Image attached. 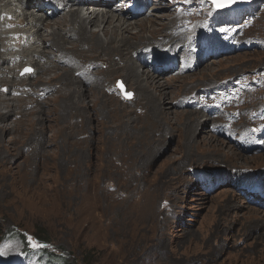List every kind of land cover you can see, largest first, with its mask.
I'll use <instances>...</instances> for the list:
<instances>
[{
  "label": "rangeland",
  "instance_id": "1",
  "mask_svg": "<svg viewBox=\"0 0 264 264\" xmlns=\"http://www.w3.org/2000/svg\"><path fill=\"white\" fill-rule=\"evenodd\" d=\"M205 4L207 0H202V9H206ZM80 6L76 9L81 12L84 6ZM184 7L190 15V7ZM12 10L3 14L8 17ZM192 10V16L200 19V10ZM180 11L184 13L185 9L180 6L176 19H186L178 15ZM65 14L66 21L71 19V13ZM243 16L238 40L241 43L244 39V44L229 52L222 41L226 54L221 58L213 57L203 68L179 76L164 74L159 80L168 88L164 96L157 91L159 85L155 89L145 78L138 84L131 78L129 87L122 75L113 73L108 78L111 96L102 91L97 98L94 93L86 97L82 88L77 94L70 90L58 95L45 93L40 98L36 96L38 88L54 87V82L69 71L57 67V55L47 64L56 66L55 72L38 78L39 74L32 76V68L31 73H24L25 68L18 70L16 80L25 78L27 85L23 90L21 86L11 89L13 85L0 84V99L10 98L14 110L4 122L8 125L0 124L7 129L0 133L2 230L20 228L32 243L39 244L37 235L49 243L50 250L55 247L74 264H264V0H257ZM159 18V22L153 18L146 24L141 23L146 21L143 19L138 20L139 25L133 24L135 28L126 34L133 36L132 48L138 44L141 47L145 42L141 39L155 40L166 32L169 23ZM213 19H205L201 28L204 30V22ZM55 22L51 21L42 34L58 31ZM22 26L23 22L4 19L0 13V31ZM96 28L89 26L88 36L98 32L96 38L104 42L116 37L111 43L124 47L118 44L115 29L108 34ZM9 34L0 40L1 57L8 60L7 68H14L18 57L12 51L19 42L8 38ZM28 34L22 36L23 43H30ZM63 45V50L76 58L82 55L96 61L102 53L116 64L125 62L119 53L101 52L90 43H81L80 37ZM40 49L42 44L37 45L36 50ZM19 55L21 59L23 54ZM3 70L1 78L12 82L16 74ZM139 72L148 74L143 67ZM187 77L189 80H185ZM232 77L240 81L247 98L231 87L215 88L217 97L210 98L206 92L197 94L210 82L218 84ZM119 82L133 94L132 99L121 95ZM138 86H146L159 93L157 98H163L161 117L146 105L147 99L137 98L138 93L135 96ZM88 87L95 91L93 84ZM5 88L19 96L5 95ZM194 95L199 96L198 103L186 106L184 103ZM104 96L111 101L106 102ZM63 99L72 106L64 105ZM180 101L182 107L178 106ZM256 104V122L248 127L254 144L248 134L245 142L237 145L232 131L239 139L243 136L254 112L251 106ZM0 107L1 115L9 111L6 104ZM198 108L204 109L201 114ZM191 113L199 116L193 127L195 137L187 136ZM212 138L214 143L209 141ZM213 169H223L231 186H221L219 179L205 176ZM22 248L19 239H0V264H38L25 259Z\"/></svg>",
  "mask_w": 264,
  "mask_h": 264
},
{
  "label": "bare ground",
  "instance_id": "2",
  "mask_svg": "<svg viewBox=\"0 0 264 264\" xmlns=\"http://www.w3.org/2000/svg\"><path fill=\"white\" fill-rule=\"evenodd\" d=\"M34 1L35 0H0V13H5L6 10L13 9L9 13V18H12L14 22H23L22 27H11V28L4 27L0 31V40L2 37L6 36L7 33H10L8 35V38L11 36L12 38H15L14 40L17 39V42H19L17 45V49L12 51V54L17 55L16 57H18L17 62L15 64L16 66L14 68L6 67L8 60L2 58L4 57L2 56L4 54L0 48V74L1 75L4 74L3 69L5 68L7 70H10L14 74H16L12 82L11 81L8 82L4 80V77L1 78V75H0V84L2 85V87H7V86L11 87V85H13L11 89L15 87L18 89L21 86L20 88L23 90L24 87H27V85L24 83L25 78H19L16 80L17 72L21 71L23 68H26V67L32 68L33 69L32 76L39 74L38 78L41 75H46L50 72H55V69H57L56 66L50 67V66H47V64L50 62H53L52 57L57 55L54 63L57 64V67L59 68L63 67L64 69H67L69 71H67L64 74V76L61 77L60 80H57L56 82H54V85H55L54 87L51 88V86H46V88H38L37 89L38 93L36 94V96H40V98H43L45 93H47L48 95H51L53 92H55L56 95H58L62 91L63 93H66V91H70V90H74L71 93L77 94L76 92L78 90L80 92L83 91L82 88L85 89L84 92H85L86 97L88 96V93L89 95L91 93H94L92 95L94 97L96 96L95 98H97L100 92L103 93L102 91H106V94H108V96H111L113 94V90L109 87L110 82L108 78L110 79L109 76L113 73L116 75L118 74L122 75L125 81L124 83L127 86L131 84L129 80H131V78L133 77L135 79L134 82L136 84L140 82V79L145 78V81L149 82V84L151 83L152 84L151 86H153V88L156 89L157 86L159 85L160 89L157 91H160L162 96H164L163 94H168L169 92H166L168 89L167 86L165 84H162L161 81H159L161 77H163V75L166 73H170L169 76H179V75H182L185 71H188V70L193 71L195 69H199L200 67L203 68L204 66H206L209 60L211 59L212 50L210 48L211 52L207 54L206 47L199 44L201 43L200 38L205 37L207 40H210L211 37L215 36L216 33L218 32V30L216 29L214 30V32L210 30L207 31L205 29L203 30L201 26L200 27L197 26L194 29L189 30V31L186 30L185 27L188 25V23L187 22L180 23L179 18L176 19V17H178V16L175 17V12L177 8L174 7L167 0L166 1L168 2V4L165 3L163 0H136L137 2L143 3L144 7L142 10L143 14H139V16L135 18L131 17V15H133L131 12H129L128 10L124 11V8H123L124 5H128L134 0H116V3L114 5L109 4V3L100 2L103 4L105 9L101 5L100 6L91 5L88 7L87 12L84 14H82L79 11V8L76 9V6H79V5L83 6L81 2H78V0H52L56 4V7L59 9L57 12H52L50 8H47L45 6L46 0H36L35 3L38 5L37 7H41V9L38 11L36 4H33ZM119 5H121V10L116 9V6H119ZM70 7L72 8L71 10L69 9ZM207 7L211 9L207 4H205L206 9H202V6L198 5V9L201 12L200 18L205 20L208 17L211 18L213 16L215 18L214 19L215 22L219 26L221 27L224 26L226 18L229 16V14L227 12H220V13L218 12L217 14H215L213 11L207 10ZM47 10L51 11L52 13L48 15ZM101 10H104L105 14H101L102 12ZM66 12L71 13V19L67 17L69 19L68 21H66L64 18V16H66L65 14ZM87 13H89V16L86 17ZM168 14L170 15L166 17ZM100 16L102 17L99 18V22H97L96 19ZM153 18L157 20L159 18L161 19L160 22L169 23V27L166 30V32L157 36L155 40L147 41L146 39H141V42L145 41L144 43L141 44V47L138 44V46H134L132 48L133 40L132 42H130V38H132L133 36H130V35L127 36L126 34L130 33L132 29L135 28L133 26L134 23H138L139 25L138 20L140 19L146 20V21L141 22V23L146 24L147 22H149V20L151 21ZM4 19H8V17L4 16ZM59 19L60 21H57ZM51 21H56L54 25L58 27V31L54 30L52 31L50 35L42 34V31L45 28H49V26L52 24L50 23ZM158 22H156V24L160 25V23ZM145 24L141 26L146 30ZM89 26L93 28L100 27L103 29V31L107 30L108 34L110 33L111 28L115 29V31L113 32L117 31L118 33H115L114 36L119 37L118 39H120V42L118 44H121L124 47H115L116 44L111 43L113 42V40L116 39V37L115 38L112 37L111 39H108L106 42H104L103 40H98L96 38L95 35L98 32L92 31L94 32L92 36H88L89 33L87 32V29ZM230 28L232 27L227 26V30H229ZM28 33L30 37L32 38V41H34V43H31V44L23 43L22 36H25ZM75 37L76 39L80 37L81 43L83 42L90 43L93 45V47L98 48V50H100L101 52L105 50L115 51L119 53L120 60L125 61V62H122L120 64H118L119 63L118 62L117 63L118 67H116L117 65L116 62L114 63L112 58L106 57L102 53H100L101 55L97 57L96 61H88L82 55L79 58H76L75 54H72L70 52L63 50L64 48L63 44L69 41H74ZM38 43L40 45L42 44L43 46V50L42 51L41 49L39 50L41 52L36 50L37 45H39ZM48 43H51V45L48 46ZM243 43H244V39L241 40V43H239V41L237 40H234V42L231 43L230 47L232 51H235V49L238 48L240 44H243ZM7 47L8 46H6V48ZM56 47L60 49H56ZM131 48H132V52L130 53V60H128V56H129L128 50ZM51 50L54 52H50ZM19 54H23V56H21V59H19V56H20ZM135 55H137V58H135ZM141 55H144L143 59L140 57ZM39 56H42V58L40 59ZM221 56H218V57H221ZM44 59H47V61H45L43 65L42 63ZM156 60L160 61L161 64L159 65L153 64V62ZM181 63H184V66L182 68L180 67ZM170 64H172L173 66L166 68V65H170ZM100 66L101 67L104 66L105 68L103 67L104 69L101 70ZM142 67L148 72V74L139 72V68H142ZM38 70H40V72H37ZM8 73L9 72H7V74ZM100 75L101 77L102 75L104 76L103 80H101ZM149 76H152V77H149ZM236 77H239V76H236ZM185 80H189L188 77L185 78ZM15 82H18L17 83L18 85H16ZM89 84L94 85L95 91L91 90L90 87H88ZM80 85H82L83 87H81ZM207 85L208 86L206 88L202 90H198L197 94L202 95L206 92L207 94L210 95V98L217 97L216 95L213 94V90L215 88L221 87L222 89H224V88L231 87L232 89L234 88V89L240 90L243 93V95L247 98L246 96L247 93L244 87L240 84L239 80H234L233 77L227 80H224L223 82H219L218 84L210 82ZM76 86L79 89H76ZM64 89H67V90H64ZM136 91L137 92H135V96L138 93L137 98L139 96V98L144 97V99H147L148 103L146 105L150 107L151 110H153L154 112L159 113L158 116L161 117L163 113L161 109L163 108V105H165V102L162 100L163 98L161 96H159L160 98L156 97V95H159V93L157 94L155 91H153L152 89L146 86H138V88H136ZM4 94L10 95V96H13V95L19 96V95L14 94L11 90L9 91L8 89H7V92H5ZM17 94H20V92L18 91ZM147 95L149 96L147 97ZM29 96L31 97V95ZM69 97H72V96L69 95ZM197 97L199 96L198 95L192 96L190 102L185 103V105L192 107V104L198 103ZM7 98L8 97H6L5 99H0V106H2V104H6L8 106L7 109H9V111L6 114L4 113L2 115L0 114L1 115L0 124H3V125H8L7 123H4V122L7 119V116H9L10 114H13V111H14V110L12 111L13 105L11 104V99L10 98L7 99ZM103 99L106 102L111 101V99L106 96H104ZM20 100L21 99H18V100L14 99V101H20ZM51 100L52 99H50V101ZM152 102H153L152 106H155L156 109L154 107H151ZM63 103L64 105L66 104L67 106H70V107L72 106L71 105L72 103L65 101V100L63 101ZM101 106L106 107L104 103H102ZM173 106L175 108V105ZM80 107L83 108V107H86V105L80 106ZM251 107L253 108L254 112H253L249 125H247L246 127V132L243 134V136H241L239 139V137L235 134L236 131L235 130L232 131L229 129L230 131H232V134L235 135L236 137L235 143L237 145L244 143L248 134L250 136L251 145L254 144V141H252V136L248 132V127L253 125L256 122L258 105L256 104ZM203 110L204 109L198 108V112L200 114L201 112H203ZM33 112L34 111L30 112L29 115L32 114ZM190 115H192L193 118H191L190 122H188L187 136L190 135V137H193L195 134L194 128H193L194 123L196 124L198 122L199 116H195L196 115L195 113H191L189 114V116ZM178 116L180 118L181 115H178ZM202 116H203V113H202ZM187 118L189 119L190 117H187ZM208 126H209V122H208ZM211 126L212 124L210 123V126L207 127V129L209 130ZM3 128L5 127L4 126L0 127L1 135H3L4 132L7 131L6 128H5L6 131ZM209 132H211V130H209ZM213 140H214L213 138L210 139L209 140L210 143H214L215 141ZM38 145L40 146V143H38ZM29 154L31 155V153ZM227 156L229 157V154ZM232 156L236 157V159L238 158L242 159L240 158V156H237L236 154H232ZM195 172H199V171H195ZM205 176H208V177L213 176V178L219 179V183L221 184V186L222 185L231 186L229 180L226 178V174L223 169L210 170L205 174ZM243 195L246 198L245 193H243ZM248 203H252V201L248 200Z\"/></svg>",
  "mask_w": 264,
  "mask_h": 264
},
{
  "label": "trees",
  "instance_id": "3",
  "mask_svg": "<svg viewBox=\"0 0 264 264\" xmlns=\"http://www.w3.org/2000/svg\"><path fill=\"white\" fill-rule=\"evenodd\" d=\"M0 233L2 234L0 239H19L23 244L22 252L27 258L36 259L39 264H74V261L69 260L63 253L57 252L55 247L50 250L49 243L37 235L39 247H33V243L20 228L11 227L3 231L0 227Z\"/></svg>",
  "mask_w": 264,
  "mask_h": 264
},
{
  "label": "snow or ice",
  "instance_id": "4",
  "mask_svg": "<svg viewBox=\"0 0 264 264\" xmlns=\"http://www.w3.org/2000/svg\"><path fill=\"white\" fill-rule=\"evenodd\" d=\"M239 2H241V0H212L213 5L218 10H223V9L232 7L233 5H235V4L239 3ZM31 71H32V69H30V68H25L24 69V73H31ZM24 73H21V74L23 75ZM120 86H121V88L123 87L122 85H120ZM131 95H132L131 93H126V96L128 98H130ZM33 247H39V245L33 243ZM0 255H3V253L0 252Z\"/></svg>",
  "mask_w": 264,
  "mask_h": 264
},
{
  "label": "water",
  "instance_id": "5",
  "mask_svg": "<svg viewBox=\"0 0 264 264\" xmlns=\"http://www.w3.org/2000/svg\"><path fill=\"white\" fill-rule=\"evenodd\" d=\"M212 2V0H210ZM254 0H242L241 2L233 5L232 7L223 9V10H233V9H237V8H245L247 6L250 5V3H252Z\"/></svg>",
  "mask_w": 264,
  "mask_h": 264
}]
</instances>
